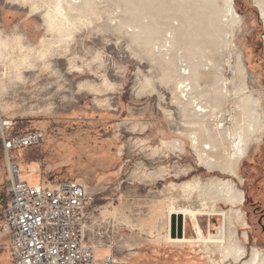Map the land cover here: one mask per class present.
<instances>
[{
	"label": "rangeland",
	"instance_id": "1",
	"mask_svg": "<svg viewBox=\"0 0 264 264\" xmlns=\"http://www.w3.org/2000/svg\"><path fill=\"white\" fill-rule=\"evenodd\" d=\"M51 1L0 0L6 43L0 116L19 133L44 136L33 146L41 153L37 160L29 161L32 148L11 155L22 181L79 180L87 188L84 234L99 247L96 260L107 253L105 245L116 264H243L253 248L264 254V132L250 137L234 176L201 163L190 140L192 133L207 140L214 125L264 123V29L256 1L232 0L238 25L216 15L219 0H102L90 12L48 25ZM237 55L243 78L235 69ZM185 65L204 76L196 99L213 115L198 118L174 96L175 72ZM213 71L228 81L220 100L208 91ZM215 178L230 180L244 201L215 202L216 210L231 213L230 223L216 216L197 221L206 238L224 231L227 239L232 231L244 250L237 259L222 260L212 246L166 242L170 208L199 210L197 195ZM5 200L1 193L0 206ZM185 235L196 238L189 217ZM8 243L0 235V247ZM0 264H12L5 250Z\"/></svg>",
	"mask_w": 264,
	"mask_h": 264
},
{
	"label": "built area",
	"instance_id": "2",
	"mask_svg": "<svg viewBox=\"0 0 264 264\" xmlns=\"http://www.w3.org/2000/svg\"><path fill=\"white\" fill-rule=\"evenodd\" d=\"M11 127L0 116V145L7 176L6 201L0 208V235H7V251L12 264H116L110 245L96 260V250L84 234L89 220L87 188L79 181L27 185L22 181L13 152L43 141L40 132L7 136ZM31 173V170H30Z\"/></svg>",
	"mask_w": 264,
	"mask_h": 264
},
{
	"label": "bare ground",
	"instance_id": "3",
	"mask_svg": "<svg viewBox=\"0 0 264 264\" xmlns=\"http://www.w3.org/2000/svg\"><path fill=\"white\" fill-rule=\"evenodd\" d=\"M21 1L25 2L28 0ZM97 1L101 2L102 0H52L50 3H48L50 9L45 12L46 21L48 25H52L55 20L68 22V17L70 14L77 12L76 15L80 16L79 14H81L82 12H90L91 6L99 3ZM212 1L216 2V0ZM219 1H221V3L223 4V7L221 8V10H216L218 12L217 14L216 11L214 14L211 12V14L214 16L217 15L218 17L220 16L221 20L225 18V21L228 24L230 23V25L240 24L241 19L234 9L232 0ZM255 1L259 6V13L263 21L264 29V2L261 3V0ZM31 5L33 6L34 4L32 3ZM5 47L6 43L0 38V62L6 60V56L4 54ZM235 69L238 71L242 78L245 76V68L243 67L239 55L236 56ZM77 70V68H74L73 70H71V72H77ZM175 73L177 74V78L174 96H176V99L179 100L180 104L183 106H190L193 110V113L198 118L207 116V113L213 115L214 110L212 108H209L208 111H205L197 102V80L199 77L200 79L204 77L200 72H198L197 67L185 65L183 68H179ZM206 80L208 82V91L211 93L212 97H214L215 100H220V98L222 99L224 95L228 94V81L224 79L221 74L213 71V73L211 74V78H207ZM249 101L251 103L257 102L256 100H253V98ZM4 121L10 123L5 119ZM214 126V134H208L207 140L205 141H202L199 137H197V135L192 133V137L190 138L192 146L197 152L198 159L201 163H203L207 167L217 168L222 170L226 174L234 176L235 169L247 154L250 137H253V135L257 132L259 133V138L262 137V133L264 132V123L260 125H252L249 123L245 127L238 126L232 129H222L224 126L222 127L219 125ZM33 172L34 168L31 167V173ZM197 198L199 199L201 206L199 210H189L178 207L170 208L168 216H172L175 221H178V217L181 218L182 236H175L173 238L171 236V233H169V228H167L166 242L170 245L182 248L185 246H198L204 249L212 246L220 251L222 260H226L230 257L237 259L238 257L244 255L243 248L239 247L235 243V241L233 242L234 238L232 231H228L227 239H225L224 231L217 238L212 236H208L206 238L202 234L197 221L198 216H216L221 219V221H223L222 223H224L226 220L228 221V223H230L232 219L231 213L223 210H216L217 208H215V202L223 201L229 204L237 202L238 204L242 205L244 201L242 191L235 188L230 180L215 178L209 180V182L205 186V190L199 192ZM208 202H210V205H208ZM233 215H235L237 219H240L239 210L233 211ZM186 217H189L191 221V226L195 231L196 238H187L185 235ZM222 228L224 229V226ZM244 237H246V235H244ZM243 264H264V254H261L257 249L253 248L249 261L244 262Z\"/></svg>",
	"mask_w": 264,
	"mask_h": 264
},
{
	"label": "crops",
	"instance_id": "4",
	"mask_svg": "<svg viewBox=\"0 0 264 264\" xmlns=\"http://www.w3.org/2000/svg\"><path fill=\"white\" fill-rule=\"evenodd\" d=\"M32 167L34 168V166H32ZM30 170H31V166H29V172H30ZM34 172H35V168H34ZM30 174H32V173H30ZM41 181H47V180L41 179L39 182H41ZM39 182H37L36 184H38ZM7 186H8L7 176H6L4 168H3V161L0 159V197H1V193H4L6 195ZM1 207H3V206H0V208Z\"/></svg>",
	"mask_w": 264,
	"mask_h": 264
},
{
	"label": "water",
	"instance_id": "5",
	"mask_svg": "<svg viewBox=\"0 0 264 264\" xmlns=\"http://www.w3.org/2000/svg\"><path fill=\"white\" fill-rule=\"evenodd\" d=\"M170 233L171 236L174 238L175 236L181 237L182 236V222L181 218L178 217V221L176 222L173 217H171L170 221Z\"/></svg>",
	"mask_w": 264,
	"mask_h": 264
},
{
	"label": "trees",
	"instance_id": "6",
	"mask_svg": "<svg viewBox=\"0 0 264 264\" xmlns=\"http://www.w3.org/2000/svg\"><path fill=\"white\" fill-rule=\"evenodd\" d=\"M16 134H22V133L17 132L15 129L12 128V126L6 131V135L7 136H13V135H16ZM0 148H1V145H0ZM30 148L33 149L32 151L34 152V155L29 158V161L37 160L39 158L37 156L39 154H41V153H39V151H38V149L36 147H28V148H25V150L24 149L23 150L24 151H28ZM20 151H22V150H20ZM62 181H73V180H61V181H57V182H62ZM52 183H56V182H52Z\"/></svg>",
	"mask_w": 264,
	"mask_h": 264
}]
</instances>
